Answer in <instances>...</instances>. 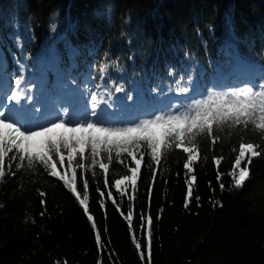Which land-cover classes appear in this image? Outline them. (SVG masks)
<instances>
[{"label": "trees", "instance_id": "1", "mask_svg": "<svg viewBox=\"0 0 264 264\" xmlns=\"http://www.w3.org/2000/svg\"><path fill=\"white\" fill-rule=\"evenodd\" d=\"M0 53L12 92L22 77L20 64L37 77L29 76L28 90L38 80L52 84L49 66H58L65 82L75 74L82 82V71L91 70L84 87L97 90L105 75L111 96L120 95L139 122L142 105L157 114L159 101L168 96L170 103L188 105L218 92L217 75L234 66L235 56L262 64L256 88L264 84V0H0ZM123 117L124 126L137 123ZM222 135L214 150L208 141L200 142L208 159L196 165L187 208L183 155L170 152L162 159L151 188L152 264H264V156L253 160L242 189H231L227 175L235 158L232 148L241 138L262 147L264 141L251 129ZM213 155L225 157L219 179ZM12 171L16 174L0 184V264H146L120 215L129 207L127 196L119 201L113 187L126 174L122 164L110 167L107 189L102 176L87 177L89 212L106 246L103 255L91 223L62 182L40 167L17 171L13 164ZM151 178L142 165L133 201V228L142 249L146 234L141 235L139 214L149 210ZM77 180L82 189L79 172ZM221 182L228 190H220ZM38 189L46 193L44 205ZM97 189L104 192L103 208ZM216 200L223 207H213Z\"/></svg>", "mask_w": 264, "mask_h": 264}, {"label": "snow or ice", "instance_id": "2", "mask_svg": "<svg viewBox=\"0 0 264 264\" xmlns=\"http://www.w3.org/2000/svg\"><path fill=\"white\" fill-rule=\"evenodd\" d=\"M21 85L22 80L17 79L15 81L17 91L8 97L9 102L19 104L24 98V93L20 90ZM122 90V87L116 88L117 92ZM188 91L187 88L183 89L184 93ZM91 103L92 119L86 118L71 126L67 119H58L30 128L10 120L6 112L0 110V184L5 182L7 176L16 174L12 171L13 164L17 171L43 168L48 176L62 182L79 203L95 232L96 244L101 255L106 251V246L101 239L97 222L89 212L87 178L89 173L93 178L97 175L102 176L104 187L107 189L110 167L114 162L123 165L126 174L115 179L113 187L119 194V201H123L127 196L129 207L126 213L120 211V202L112 198L111 190L108 191V198L127 222L140 259L146 264H152L151 188L157 179L162 159L170 152H179L183 155L187 208L193 197V186L197 182L196 165L208 159L207 156H202L201 140L208 141L210 149L214 150L217 143L222 142V134L231 136L237 131L246 133L251 129L264 141V84H260L258 88L245 86L225 92L212 91L204 98L193 99L184 110H178L181 105H177L170 113L155 115L130 126L101 123L96 118L98 108L96 95L91 97ZM64 115L67 116L66 110ZM232 152L235 153V158L227 175L231 177L230 188L239 190L251 178L253 160L264 156V147L260 143L247 142L241 138L238 147H233ZM224 158L212 156L218 179L223 175L219 167ZM142 165L151 172L152 177L148 190L149 210L139 214L141 235L146 234L144 249L133 228L135 215L133 201L138 190ZM78 172L82 189L78 188ZM219 187L222 192L228 190L222 182ZM37 191L41 197V204H46L44 199L46 193L39 189ZM97 191L101 197L100 206L103 208L104 192L100 189ZM196 199L199 202V197ZM212 204L213 207H223L218 200L212 201ZM3 207L4 205L0 204V208ZM43 215L44 212L41 213V216ZM32 223H35V220ZM63 264H67V261Z\"/></svg>", "mask_w": 264, "mask_h": 264}, {"label": "rangeland", "instance_id": "3", "mask_svg": "<svg viewBox=\"0 0 264 264\" xmlns=\"http://www.w3.org/2000/svg\"><path fill=\"white\" fill-rule=\"evenodd\" d=\"M6 88H7L6 82L5 83L2 82L0 84V110H4L6 112V115L8 116V118L10 120H15L21 124H24L25 126L27 125L28 122H33L34 126H36V124L37 125L38 124H44L48 121V119L50 118L51 115L48 116L44 120H41L42 118H40L38 120V118H37L41 114L42 111H43V113H45V115H47V113H48L47 103L50 102V96L47 92L43 93V94H41V92L37 93L38 95L40 94V99L38 101H36L34 99V93H33L30 102L21 100L19 104L12 102V105L8 106V103L6 102L7 98L3 94V92ZM72 91L74 92V94H78V93L80 94L79 90L76 88H73ZM101 92H102L103 96L101 98L100 104L103 103V100H104V104H106V102H107L109 109L112 111V113L110 114V116H112V117L108 118L107 116L104 115L103 111L100 109V116H101L100 120L103 121L102 123L111 125L109 121H111L110 119H112L116 115L115 114L116 110L114 108L115 104L110 98H108V94H107L106 88L104 86L101 88ZM59 97L61 98V100H64L65 94L60 93ZM37 105L40 107L39 113H37L35 110V107ZM66 107H67V105L65 104V108ZM101 107H102V105H101ZM170 112H172V111H166L163 113H170ZM61 115H62V112H60V116H58L59 119H62ZM66 118H67V116H66ZM38 122H40V123H38ZM111 126H113V125H111Z\"/></svg>", "mask_w": 264, "mask_h": 264}, {"label": "bare ground", "instance_id": "4", "mask_svg": "<svg viewBox=\"0 0 264 264\" xmlns=\"http://www.w3.org/2000/svg\"><path fill=\"white\" fill-rule=\"evenodd\" d=\"M194 42H197V41L194 40ZM263 65H264V63H263ZM258 67H259V68H263L262 64H258ZM224 80L227 81V83H228V82H229V83H233V80H232V79L224 78Z\"/></svg>", "mask_w": 264, "mask_h": 264}]
</instances>
